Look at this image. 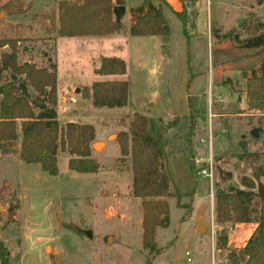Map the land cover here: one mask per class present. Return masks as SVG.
I'll list each match as a JSON object with an SVG mask.
<instances>
[{
  "label": "rangeland",
  "instance_id": "obj_1",
  "mask_svg": "<svg viewBox=\"0 0 264 264\" xmlns=\"http://www.w3.org/2000/svg\"><path fill=\"white\" fill-rule=\"evenodd\" d=\"M8 1L0 0V36L21 39V61L56 63L60 122L93 124V143H101L92 148L91 156L100 164L93 173L71 170L69 154L61 149L55 176L40 163L0 155V238L8 248V264H232L231 249L238 251L257 224L221 228L214 221L212 226L215 196L218 189L244 187L243 176L255 180L263 172L264 183V110H250L246 103V79L259 71L264 50L237 47L213 30L222 35L236 29L247 36L257 18L264 19V0L155 1L167 10V42L162 36L129 34L131 17L125 14L123 31L55 41L51 15L58 0H20V13H10ZM125 1L130 15L135 0ZM192 6L197 13L194 28L192 18L184 25L172 11ZM209 9L219 23L213 22L212 30ZM102 55L125 59L126 73L97 74ZM103 79L129 82L125 106L96 107L85 97L84 87ZM158 119L176 121L165 132L163 159L174 195L167 197L169 223L157 228L158 250L151 253L143 247L140 199L132 193L130 160L120 159L118 134L151 133L161 123ZM254 128L259 137L251 135ZM21 137L19 129V141ZM209 157L214 161L213 184L195 163ZM178 197L186 207L178 205ZM256 201L259 205L260 199ZM201 221L209 227L206 234L197 231ZM221 232L227 240L218 249Z\"/></svg>",
  "mask_w": 264,
  "mask_h": 264
},
{
  "label": "trees",
  "instance_id": "obj_2",
  "mask_svg": "<svg viewBox=\"0 0 264 264\" xmlns=\"http://www.w3.org/2000/svg\"><path fill=\"white\" fill-rule=\"evenodd\" d=\"M155 1L143 0L131 7L129 34L135 36H162L168 41L170 27L161 5ZM13 2V3H12ZM259 0L258 3H262ZM10 13L23 11L20 0H9ZM12 3V4H10ZM113 0H58V8L51 15V25L59 36L108 35L123 31L122 20L115 18ZM189 7L175 11L177 17L188 24L192 18L194 28L196 10ZM243 22V20H242ZM251 32L241 37L236 29L221 35L218 29L213 33L221 38H230L237 47L262 48L264 50V19L257 18ZM189 35V32L186 30ZM19 37L0 36V155H17L28 163H40L42 169L51 175H58V151L69 154L68 167L81 173L99 170V162L92 157L96 136L91 123L69 121L61 123L58 115V76L56 63L50 61L39 66L32 60H20ZM126 60L120 56L102 55L97 74H125ZM84 95L96 107H122L127 104L129 82L126 79L94 80L84 87ZM246 103L250 110H264V59L258 72L246 79ZM194 115V114H193ZM179 117H176L178 121ZM161 123L151 133L121 131L118 134L120 159L130 160L132 172V193L140 199L142 209V243L151 253L158 250L156 230L169 223L167 197L174 195L173 177L163 160L165 153V132L174 123ZM154 124H157L154 121ZM19 129L22 137L19 141ZM245 154V153H244ZM264 158V153H263ZM259 173L255 180L242 177L244 187L231 185L218 189L215 196V222L224 225H238L255 222L256 228L246 243L238 250L231 249L228 257L232 264H264V183ZM260 199V204L256 201ZM178 205L184 206L178 197ZM14 217H11L12 221ZM223 230V229H222ZM227 236L219 233L217 248L223 249ZM0 261L8 264V248L0 238Z\"/></svg>",
  "mask_w": 264,
  "mask_h": 264
},
{
  "label": "water",
  "instance_id": "obj_3",
  "mask_svg": "<svg viewBox=\"0 0 264 264\" xmlns=\"http://www.w3.org/2000/svg\"><path fill=\"white\" fill-rule=\"evenodd\" d=\"M125 13H126V6L124 4H119L118 3V4H116L114 6V14H115L116 20L121 21L122 20V17L124 16ZM75 90L76 91H79L80 90V87H77ZM251 135L253 137H259L258 129L257 128L252 129ZM242 142H243L242 143V148H243L244 151H246L247 150L246 147H245L246 141H242ZM98 143H100V142H98ZM93 147L94 148L97 147L96 146V143H93ZM218 170H219L220 175H223L224 170L221 167H218ZM197 231L199 233H201V234H206V233H208V226L204 222L201 221L198 224V226H197ZM84 233L86 235H88V236H91L92 235L91 234V230H85Z\"/></svg>",
  "mask_w": 264,
  "mask_h": 264
},
{
  "label": "built area",
  "instance_id": "obj_4",
  "mask_svg": "<svg viewBox=\"0 0 264 264\" xmlns=\"http://www.w3.org/2000/svg\"><path fill=\"white\" fill-rule=\"evenodd\" d=\"M203 160V159H202ZM201 159L196 158L195 159V163L200 167V172L206 176L210 178L211 184H213V180H214V173H215V169H214V161L212 159V157H209L205 160V162L203 161V164L201 163L202 161ZM204 163L206 164V166L204 165ZM213 193V191H212ZM211 193V194H212ZM186 255H188V260L191 261V252L188 250L186 251Z\"/></svg>",
  "mask_w": 264,
  "mask_h": 264
},
{
  "label": "crops",
  "instance_id": "obj_5",
  "mask_svg": "<svg viewBox=\"0 0 264 264\" xmlns=\"http://www.w3.org/2000/svg\"><path fill=\"white\" fill-rule=\"evenodd\" d=\"M115 3H121L120 1H124V5H126V7H127V1H125V0H113ZM143 0H135V2L131 5V7H134L136 4H139V3H141ZM165 1V0H164ZM194 2H195V0H194ZM165 3H166V1H165ZM207 5H208V2H207ZM209 6V5H208ZM162 10H163V12H164V14H165V16H166V18H167V15H166V7H165V4L164 5H162ZM172 11H178V10H172ZM209 20H210V26H211V30H212V28H213V22L214 23H216L217 25L219 24L218 23V20H213L214 18H213V13H212V10L211 9H209ZM196 15H197V13H196ZM238 15H240V13L238 14ZM125 17L126 18H130V15H128L127 13H125ZM168 19V18H167ZM55 34V37H56V40L55 41H57V40H59V38H61V37H63V36H59V35H57L56 33H54ZM234 45V44H233ZM35 62V61H34ZM215 220L213 219V221H212V226H215V222H214ZM214 230H215V228H213ZM208 231H209V227H208ZM156 232H157V230H156Z\"/></svg>",
  "mask_w": 264,
  "mask_h": 264
},
{
  "label": "bare ground",
  "instance_id": "obj_6",
  "mask_svg": "<svg viewBox=\"0 0 264 264\" xmlns=\"http://www.w3.org/2000/svg\"><path fill=\"white\" fill-rule=\"evenodd\" d=\"M96 146H97V147L101 146V143H96Z\"/></svg>",
  "mask_w": 264,
  "mask_h": 264
},
{
  "label": "flooded vegetation",
  "instance_id": "obj_7",
  "mask_svg": "<svg viewBox=\"0 0 264 264\" xmlns=\"http://www.w3.org/2000/svg\"><path fill=\"white\" fill-rule=\"evenodd\" d=\"M226 174H229V172H225Z\"/></svg>",
  "mask_w": 264,
  "mask_h": 264
}]
</instances>
